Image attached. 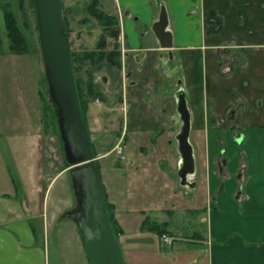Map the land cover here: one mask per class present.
<instances>
[{
	"label": "crops",
	"instance_id": "0c3cea01",
	"mask_svg": "<svg viewBox=\"0 0 264 264\" xmlns=\"http://www.w3.org/2000/svg\"><path fill=\"white\" fill-rule=\"evenodd\" d=\"M115 1L116 13L122 18L125 32L131 34L136 43V34L146 30L147 26L150 28L159 18L161 3L166 4L176 49L184 48L178 51L183 65L184 89L188 92L193 127L198 131L193 136L197 154L194 175L197 185L194 188L171 185L169 179L164 181V175L160 176L164 183L159 188L153 186L156 175L150 173L153 160L147 156L130 158L123 167L128 180L117 181L124 185L118 187L121 198L119 202L115 201V216L122 228L126 264H264V153L258 155L255 151L251 135L244 141L245 149L232 139L234 135L229 134L230 131L224 132L228 135L225 141L222 129L225 126L214 124L208 117L210 112L218 122L224 121L237 95L238 102L243 101L247 106L240 110L243 111L236 125L251 130L254 135L257 130L264 133V51L249 57L247 63L243 61V53L247 54L248 48L260 51L264 44L233 36L235 32L260 31L259 28L250 29L248 25L256 21L260 26L261 20L264 21V0ZM228 18H231V25L228 36L224 37L221 34L227 29ZM185 34H190V42L186 41ZM227 48L233 49L229 54L240 55L234 65L225 63ZM184 57L189 58L185 63ZM252 65L254 69L249 70ZM157 96L155 99L163 98ZM2 129L0 148L11 149L15 171L12 172L0 156V264H44L45 252L40 236L47 227L51 229V225H55L53 231L59 248L67 246L68 239L75 238L90 263L77 223L73 219L69 222V217L60 214L56 218L50 216L52 209H57L60 203L54 202L47 207L46 202L32 203V195L30 199L26 196L43 192L42 178L38 183L35 174L36 149L37 144L41 146V141L35 134L29 141L34 159L30 174L33 181L30 182L28 170L22 166L21 143ZM224 143L229 145L228 164L221 172L216 168H219ZM178 158L180 162L181 157ZM246 159L248 169L240 172L235 164L238 161L242 164ZM231 164L233 168H230ZM128 165L130 168H126ZM168 175L174 179L171 171ZM12 194H19L18 198L6 196ZM178 214L181 217L176 219V226L181 222L190 225L195 217L200 222H208V233L181 235L172 222ZM156 224L165 226L175 237L169 245V250L174 252L173 258L169 250L162 251L159 233L158 242L147 233L154 230ZM181 238L184 239L179 242Z\"/></svg>",
	"mask_w": 264,
	"mask_h": 264
},
{
	"label": "rangeland",
	"instance_id": "374dc122",
	"mask_svg": "<svg viewBox=\"0 0 264 264\" xmlns=\"http://www.w3.org/2000/svg\"><path fill=\"white\" fill-rule=\"evenodd\" d=\"M92 1L93 0H62L64 6V21L70 32L69 35L71 38L72 50L75 54L73 56V60L77 82L82 90L81 99L85 110V118L86 87L87 80L91 74L99 75L100 86H108L107 88L110 90V103L111 100H113L112 104L109 103V99L105 102L97 100L96 102H92L93 109H91L88 113V125L90 127V132L94 142L97 162L111 206L110 215L112 216V221L115 226L119 228L120 224L115 216V201L119 202L121 198L118 194V187L124 185V182H122L121 185L118 182L127 179V176L125 175V168L123 167H125L129 160H131L130 158L149 156L148 154H145V152H150L151 149H154L153 152L158 154L156 156L159 159L163 153L160 149L161 144H153V142H151V135H149L148 130L141 131V127L144 128V126H147L149 120H151L150 118H153V113L152 110L150 112L149 108L148 113V110L144 108L143 104L139 105L138 102L134 101V94H130L131 87L129 84L131 80L127 78V74L131 68L129 63H133V61H130V59L126 57L127 61L123 63L121 69H118L116 67L110 66L107 62L102 63L100 66L90 63L84 59V53H86V50L95 49L100 36L103 33L102 25L90 14L88 10V5ZM98 3L99 7L105 9L106 11H117L115 0H99ZM6 9L11 10L14 13L19 27L27 39L29 45L28 52L18 53L11 49V41L5 20ZM230 25L231 18H228L227 29L221 35H224V37L228 36L227 31L229 30ZM248 26L250 29L259 28L260 31H256L255 33L235 32L233 36L247 41H257L264 44V21L261 20L260 26L257 25L256 21H252ZM185 35L186 41L190 42V34ZM153 38L155 39L153 34L144 36L142 40L143 45H150V41H152ZM109 43V47H112L111 41ZM126 43H128V40H126ZM187 45L192 46L193 44ZM182 49L184 48L180 46L177 51L180 52ZM230 50L233 49H225V63L234 65L236 61L240 60V58H238L240 55L236 53L229 54ZM188 51L189 50H187V54L190 55L191 52ZM262 51H264V48L260 49V51L255 48H248V53H243V61L245 60L247 63V59L249 57L253 58V55H257ZM153 54H156V58L154 60V70L156 74V87L154 95L158 97L157 95L159 94V96H163L162 99L168 97L167 102L171 105V109L168 111L169 114L167 113L165 116H168V121L170 120L169 122L167 121V126H170V134H174L177 132L180 126V119L176 109L174 108L175 102L172 100V96L174 95L172 92L175 91V87L173 86L174 79L170 81L172 89V91L169 92L172 95L170 96L168 93L163 91L164 89L162 82L164 80L162 81V79L159 77L157 78V75L162 78L161 74L165 72L162 64L163 60H161V57L157 52L153 51ZM188 59V57H184V63L187 62ZM174 62H171L170 65H172ZM254 67V65L250 66L249 70H251V68L254 69ZM180 75L181 72L179 73V76ZM104 76L108 78L107 84L102 82ZM120 86H123V90L120 89ZM126 92L127 99L125 98ZM122 93L123 96H125L123 97V100H119V94ZM236 97L237 95L234 96V100L232 102L233 104L231 106V108H236V113L234 116H232V111L230 109L226 114L224 121L220 120V122H218L217 118L213 115V113L210 112L208 113V117H210V120L214 124L218 123L219 125L225 126L222 128L224 130L223 134L226 131H230L229 134H232L233 136L234 132L242 131L244 133L243 135L246 136L245 140L242 139L244 141H246L248 136L251 135L254 138L253 146L255 151L258 153V155L261 152L264 153V143L262 142L264 141V133L260 130H257L254 135L251 134V130L246 131L245 129H242L243 127L236 125L239 114H241V112L247 106L243 101L238 102ZM155 100L158 102L157 99ZM134 107H136L137 111L138 107L143 111V115H141L144 118L141 119L137 114H132V109ZM56 109V104L53 102L49 91V82L41 48L38 14L35 0H0V130L3 128V133H5V131H7V133H11V138H16L19 143H21L20 155L22 158V166L28 170L30 182L31 180L33 181L32 177H30V174L33 169L31 165L34 159L31 155L32 144H30L29 141H31V136L34 134L35 137L37 136V140L41 141V146L37 144L36 149L37 153L35 161L37 168L35 174H37L36 180L38 183L40 178H42L43 192H32V194L28 193L26 196H28V199H30L29 197L32 195V203L46 202L47 207L48 205L51 206L54 202H59L60 204L58 208L52 209L51 212L53 213H51L50 216L56 218L57 215L60 214L69 217V222H71L72 218L68 215V212L76 207L77 197L70 171V164L68 163L65 155L64 141L61 135L59 116ZM241 109L243 110L240 111ZM150 113L151 116L149 115ZM156 114H158V112ZM122 115L124 117H122ZM148 116L150 117L148 118ZM122 120L125 127L126 123L128 122L127 135L129 138H124L122 136L124 133V128L120 129ZM131 123L133 124V127H131ZM120 130H123V132L120 133ZM196 131L197 130H195V135L198 134V131ZM226 136L228 135L225 133L223 135L225 141L228 140V137L226 138ZM232 136L230 137L232 138ZM232 139L235 140V142H237L241 148L243 146V149H245V145H243L244 141L236 138V136H234ZM173 140L174 139H171L170 141ZM174 146L175 145L170 146L166 143L163 148L168 151V155H172V147ZM228 146L229 145L227 143H224L221 148V156L228 155ZM120 150L122 152H120ZM18 152L19 151L17 150V153ZM0 156L6 163V166L9 165L10 170L14 172L15 168L12 166L14 164V159L11 149H7L6 147L4 149L0 148ZM178 156L179 155H172L169 159H167L166 163L169 162L172 165V167L170 166L166 168L167 171L164 169L162 170V167L158 165L157 161H151L153 169L150 167V173L154 172L156 175V180L152 182L153 186L159 188V186L164 183L161 182V175H164V181H168L169 179V184L181 186L180 177L177 173L179 165ZM146 162H148V160ZM232 164L234 163L232 162ZM232 164L230 165V168H233ZM240 164L241 163L238 161L235 166L238 165V169L240 170L244 169L243 165L245 162H242L243 165L241 164L239 168ZM130 166L128 165L126 168H130ZM132 166L134 167V165ZM216 169L218 170L219 168L217 167ZM168 171H171L172 177H174V179H171V176L168 175ZM16 174H18V172ZM49 185L50 188H48ZM32 186L34 185L31 183V188ZM48 189L49 191L46 193ZM32 190L33 189H30V191ZM18 195L19 194H12L11 196H6L10 197V199H17ZM18 200H21V198ZM178 217L180 218L181 215L178 214L173 217L174 220L172 219L174 226L177 224L176 219ZM54 227L55 225H51V229L47 227L46 232L43 231L42 236H40V239L42 238V246L45 252L44 264H90L88 263L87 257L85 258L84 253L81 251L75 238L68 239L67 246H64V248H59L53 231ZM176 227H178V229L181 231V235H185V237L195 232H199L203 235L208 233V222H200L199 218L195 220V217L193 218V221L190 225H184V223L182 224L181 222ZM147 233L152 234L158 242L157 231L148 230ZM121 237L122 236L120 233V241L122 240ZM183 239L184 238H181L179 242H182ZM161 249L163 252H165L166 250H169V245L163 243V246L161 245ZM168 252L172 253L171 257L173 258L174 252L171 250ZM162 260L163 259H159V261Z\"/></svg>",
	"mask_w": 264,
	"mask_h": 264
},
{
	"label": "water",
	"instance_id": "95a60500",
	"mask_svg": "<svg viewBox=\"0 0 264 264\" xmlns=\"http://www.w3.org/2000/svg\"><path fill=\"white\" fill-rule=\"evenodd\" d=\"M41 48L49 82V91L56 104L66 159L70 163L76 207L69 211L77 223L90 258V264H126L124 247L110 218L109 199L103 183L93 138L85 118L77 83L71 38L64 21L62 0H35ZM166 4L153 29L162 47L174 45V33ZM178 112L183 121L179 139L181 164L178 171L183 186L197 184L196 157L190 141L191 111L187 92H177Z\"/></svg>",
	"mask_w": 264,
	"mask_h": 264
},
{
	"label": "flooded vegetation",
	"instance_id": "af4514ba",
	"mask_svg": "<svg viewBox=\"0 0 264 264\" xmlns=\"http://www.w3.org/2000/svg\"><path fill=\"white\" fill-rule=\"evenodd\" d=\"M99 0H93L89 5H88V10L90 12V14L96 18V16L92 13V8H96V9H100L103 10L105 12H107L108 14L118 18L119 24H118V28H119V35L118 37H116L115 35H112L111 33L113 32V29H115V27L113 25H107L102 23L98 18H96L100 24L103 27V33L100 36V39L97 43V46L95 49L92 50H86V61L93 63L95 65H100L104 62H107L110 66L112 67H116L118 69H121L123 66V63H125L126 57L130 59V61L132 60L133 63H129L131 65V68L127 74V78H129L131 80L129 86L131 87L130 89V94H134L133 95V99L134 101L138 102L139 105L143 104L144 108L148 110L149 113V109L150 112L152 110V116L149 120V123L147 124V126L141 127V131L143 130H148L149 135H151L150 139L151 142H153V144H161V152L163 153L160 156V159L157 158L154 149L150 152H145V154H148L149 156L148 159L149 160H155L158 162V165H160V167H162V170L170 167V163L167 162V159L170 158V156L172 155H179L181 157L180 151H179V139H178V134H180L181 130H182V126H183V121L181 119L180 113L178 112V97H177V92L180 89H184V79H183V65H182V60L180 57L179 52L176 49L175 46V41H174V45L171 48H165L162 47L161 43L153 38L152 41H150V45H143L142 40L144 38V36H149V35H154V29H153V24L150 26H147L146 30H143L140 33H137L136 35L138 36V43L134 42L132 39V35L129 34L128 32H125V28H124V24L122 21V18L119 16L118 12H109L106 11L103 8L99 7ZM161 7H162V3H161ZM158 20V19H157ZM156 20V21H157ZM173 32V31H172ZM142 34V35H141ZM106 36V45H102V38ZM111 39V40H110ZM126 40H128V43H126ZM112 44V47L110 46V42ZM158 44L157 46H155V44ZM126 44H127V48H126ZM154 52H157L159 54V56L161 57L162 64H163V69L165 72H163L162 78L160 76L157 75V78L159 77L160 79H162V86H163V91L168 93L170 96L172 89H171V82L174 79V84L173 86L174 88V92H172V94H174L172 96V100H174L175 105L174 108L176 109V112L179 116L180 119V126L179 129L177 130V132H175L174 134H170V126H167V121H168V116H165V114L168 113V111H170L171 109V105L167 102L168 97H166L165 99H157L158 102H156L155 100V95H154V91H155V87H156V74H155V70H154V60H155V55L153 54ZM150 52V54H149ZM112 53H115V61L111 60V55ZM89 54H94V57L89 56ZM175 61V62H174ZM171 62H174L171 64ZM99 71V70H98ZM181 72V75L179 76V73ZM177 76V77H176ZM102 82L105 84H107L108 82V78L106 76L103 77ZM100 78L98 74H91L87 80V87H86V120L88 122V113L91 109H93V103L92 102H96L97 101H102L105 102L109 99V103H110V90L107 88L108 86H100ZM160 83V82H159ZM102 84V83H101ZM128 88V87H126ZM120 89L123 90V86H120ZM186 90V89H184ZM187 92V90H186ZM125 96V95H124ZM123 93L119 94V100H123ZM125 98L127 99V92H126V96ZM148 98V99H147ZM176 98V99H175ZM165 100V101H164ZM171 100V102H172ZM187 100H188V92H187ZM113 103V100H111V103ZM138 105V106H139ZM188 106L190 108L189 105V101H188ZM123 108V107H122ZM149 108V109H148ZM124 110V108H123ZM156 111H158V114H156ZM191 111V109H190ZM232 116L235 115L236 113V108H232ZM123 112V111H122ZM132 114L134 115H138L141 119L144 118L142 117L143 115V111L138 107V111L136 110V107H134L132 109ZM142 114V115H141ZM169 114V113H168ZM151 116V113L149 114ZM148 116V118L150 117ZM122 117H124L122 115ZM135 121V120H134ZM133 122V121H132ZM169 122V121H168ZM123 123V124H122ZM141 123V122H140ZM131 127H133V124L131 123ZM124 128V133H123V137L124 138H129V136L127 135L128 132V122L126 123V127L124 126V122L123 120L121 121V125H120V129ZM90 129V127H89ZM232 130H234L233 128H231ZM123 130H120V133H122ZM195 134V129L193 127V123H192V113H191V132H190V141L194 146V153H195V157H196V166H197V154H196V147L195 144L193 142V136ZM244 133L241 132H234V136H236V138L241 139V141H244L246 136L243 135ZM171 139H174L173 141H170ZM244 139V140H242ZM170 141V142H169ZM168 144L170 146L175 145L174 147H172V155H168V151L165 150L164 145ZM95 148V147H94ZM246 152V151H245ZM222 153V152H221ZM126 157V156H125ZM181 160L182 158H180V162L178 165V171L180 168V164H181ZM221 160V162H220ZM245 164L243 165L244 169L240 170L244 171L247 169L248 167V160L244 161ZM169 164V165H166ZM228 164V158L227 156H220L219 162H218V166H219V170L221 172H224V168L226 167V165ZM177 171V173H178ZM197 171V170H196ZM239 172V173H240ZM179 175V174H178ZM195 179V178H194ZM197 182V180H196ZM180 183H181V179H180ZM197 185V184H196Z\"/></svg>",
	"mask_w": 264,
	"mask_h": 264
},
{
	"label": "trees",
	"instance_id": "16d2710c",
	"mask_svg": "<svg viewBox=\"0 0 264 264\" xmlns=\"http://www.w3.org/2000/svg\"><path fill=\"white\" fill-rule=\"evenodd\" d=\"M91 10H92V13L96 16V18H98L102 23L107 24L109 26L113 25L115 27V29H113V32L111 34L118 37V35H119L118 18H116V17H114V16H112V15L108 14L107 12L100 10V9L92 8ZM5 20H6V24H7L9 38L11 41L10 42L11 49L15 52H18V53L28 52L29 45H28L27 39L24 36L23 32L21 31V29L17 23L16 17L14 16V13L11 10H8V9L5 10ZM66 27H67V25H66ZM67 31L70 34L68 28H67ZM106 39H107L106 36L102 38V43H101L102 45H106V42H107ZM74 55L75 54L73 53V56ZM89 56L94 57V54H89ZM111 57H112L111 60L115 61V59H114L115 53H112ZM84 59H86V53H84ZM78 88H79L80 97H81L82 90H81L79 84H78ZM81 102H82V99H81ZM82 106H83V102H82ZM83 111L85 113L84 106H83ZM94 150H95V148H94ZM110 209H111V206L109 203V210ZM110 218L112 220L111 215H110ZM113 225H114V228H115V231H116L118 238H120V233H122V228L120 226H119V228H117L114 223H113ZM152 229L157 231L160 235H162L165 232H170L163 225H157L156 224L155 226H153Z\"/></svg>",
	"mask_w": 264,
	"mask_h": 264
},
{
	"label": "built area",
	"instance_id": "2783aa9c",
	"mask_svg": "<svg viewBox=\"0 0 264 264\" xmlns=\"http://www.w3.org/2000/svg\"><path fill=\"white\" fill-rule=\"evenodd\" d=\"M120 152L122 151L120 150ZM161 240L164 244L171 245L175 241V237L171 235L170 233L165 232L161 235Z\"/></svg>",
	"mask_w": 264,
	"mask_h": 264
}]
</instances>
